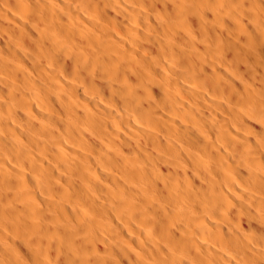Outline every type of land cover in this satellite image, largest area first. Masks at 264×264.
Instances as JSON below:
<instances>
[{"label":"bare ground","instance_id":"bare-ground-1","mask_svg":"<svg viewBox=\"0 0 264 264\" xmlns=\"http://www.w3.org/2000/svg\"><path fill=\"white\" fill-rule=\"evenodd\" d=\"M0 264H264V0H0Z\"/></svg>","mask_w":264,"mask_h":264}]
</instances>
